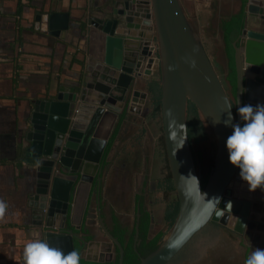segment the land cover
<instances>
[{
	"label": "water",
	"instance_id": "1",
	"mask_svg": "<svg viewBox=\"0 0 264 264\" xmlns=\"http://www.w3.org/2000/svg\"><path fill=\"white\" fill-rule=\"evenodd\" d=\"M128 1L115 2L110 14L123 17L124 26H120L118 20L104 22L103 14L96 15L97 19L84 20L89 27L83 28V38L77 44L88 57L82 81L70 87L60 86L54 99L32 102L26 161L35 166L36 181L28 202L32 226L29 234L32 239L39 238L61 248L65 254L74 250L73 238L79 239L87 247L82 256L88 262L109 261L105 254L115 245L119 250V264H122V247L104 227L102 219H99L100 225L111 244L87 243L72 230H62L67 221L75 230H80L92 183L95 178L100 182L102 153L120 113V108L110 104L122 103L133 82L141 77V70L145 67V74L150 75L152 64H158L163 140L179 207L174 223L157 249L141 258L140 264H168L210 222L237 234L244 232L251 203L238 200V191L231 190L230 185L234 182L238 183L236 188H248V185L240 179L239 169L229 163L226 140L232 134V127L225 126L223 121L228 116L227 104L234 118L232 123L241 126L244 122L238 114L239 107L264 104V29L248 30L246 18L247 14L264 21V0H246L244 26L233 43L234 102L230 101L196 29L186 17L182 0H140L135 8L130 6L135 0H131L130 5ZM137 19L140 22L135 24ZM152 24L159 54L154 63L151 55L146 56L147 51H144L151 44L152 35L142 32L150 30ZM68 26V15L48 16L51 35L65 37L70 42L73 37ZM192 61L195 67L190 66ZM135 102L132 98V103ZM188 102L196 107L214 136L211 158L204 162L208 176L203 187L200 164L196 167L187 137ZM107 114L113 115L115 120L108 134L100 136L103 139L100 140L99 125ZM216 121L220 122L214 123ZM52 145H55L54 150ZM191 176L197 178L198 187L188 180ZM200 192L205 194V202L220 197L218 207L224 209L223 213L209 216ZM228 202L231 205L226 207ZM174 240L180 243L168 247Z\"/></svg>",
	"mask_w": 264,
	"mask_h": 264
},
{
	"label": "crops",
	"instance_id": "2",
	"mask_svg": "<svg viewBox=\"0 0 264 264\" xmlns=\"http://www.w3.org/2000/svg\"><path fill=\"white\" fill-rule=\"evenodd\" d=\"M118 1L121 0H0V198L9 205L5 222H0V264H24L23 248L28 241L32 240L29 234L32 226L28 202L35 190L36 169L33 164L26 161L28 145L26 134L31 130L32 102L54 99L60 86L70 87L82 81L88 57L77 44L83 38L81 36L83 28L89 27L85 25L84 20L97 19L96 15L103 14L104 22L110 19L118 20L119 25L122 26L125 23L124 18L110 15L115 9L114 3ZM226 1L228 11L219 7L214 15L218 22L235 14L242 2V0ZM218 4L221 5V3ZM206 8L211 11L210 18L213 9L209 5ZM53 14L68 15V29L72 31V41L69 42L65 37L51 35L48 28V16ZM246 18L248 30H255V24L259 23L256 21H261L260 17L253 15L246 14ZM194 19L201 40L204 38L201 34V24L211 20L206 18L202 23L197 18ZM137 23L138 19L135 24ZM220 36L222 43V33ZM146 48L148 53L149 46ZM139 95L137 100L143 99L145 102L142 94L139 93ZM121 113L122 110L118 115L120 116ZM143 113L144 108L138 113H127L128 119L121 124L115 146H113V155L114 158L117 154L121 156L122 150L126 148L125 145H135L134 149L130 147V151H126L121 158L124 159L132 154L130 161H133L130 165L133 169L137 168L133 172L132 179L141 173L139 181L134 178V182L139 185L141 193L145 191L150 207L149 199L154 197L155 193L161 192L162 198H168L169 195H174L175 198V194L170 177L162 176L164 156L162 146L157 143L158 135L155 137V134L148 129L145 135L140 136V129L136 130L138 118ZM117 120L118 118L114 123ZM155 167L159 170L158 176L152 179ZM111 181L117 183L118 178L114 177ZM122 186L117 187L119 192L123 190ZM173 203L176 201L174 200L171 204ZM124 204L128 207L129 200L126 199ZM261 208L264 209V204ZM120 211L116 212L117 215H123L127 221L129 217H132L127 211ZM153 215L152 210L151 237L158 232H164L165 227L163 224L154 228L157 224L153 221ZM249 215H256L258 219L264 218V212L260 210L257 214L251 212ZM261 222L264 221L261 220ZM246 227L247 230L245 228L244 233L248 238L245 236L243 241L246 246L243 247L242 264L253 249H264L262 248L264 247V227L257 226L255 230L250 224ZM233 234L238 236L237 233L233 232ZM225 239L228 244L229 240ZM224 243L217 244L213 256L201 261L200 264H235L237 262L235 252L239 247L240 239L239 241L231 240L230 245H224Z\"/></svg>",
	"mask_w": 264,
	"mask_h": 264
},
{
	"label": "rangeland",
	"instance_id": "3",
	"mask_svg": "<svg viewBox=\"0 0 264 264\" xmlns=\"http://www.w3.org/2000/svg\"><path fill=\"white\" fill-rule=\"evenodd\" d=\"M182 7L183 10L185 12L186 17L188 18V20L191 22L192 26L196 29V23H195V19L197 18L198 20H200V22L203 23L204 20L209 19L211 20L210 22L207 23H203L201 24L202 26V37H204L203 39H201L203 48L211 62V64L213 65L217 75L219 76V79L230 99L231 102H234V94L230 89V86L228 84L227 81V67H226V58H225V54L223 51V46L221 43V36H220V22H218V20L216 19V17L214 15H216L215 13H217V8L222 7V9L228 11V7H227V1L226 0H182ZM218 3H221L218 4ZM211 6L212 7V14L211 17L209 18V14L211 13L209 8H206L207 6ZM216 8V9H215ZM194 19V20H193ZM217 20V21H216ZM140 21H138L139 23ZM262 25H264V22L262 23ZM207 26V28L205 27ZM255 27V26H254ZM220 31V32H219ZM139 31H136V33H138ZM143 35L144 34H149L151 33L152 37H151V42L152 46L156 47L155 53L153 54V58L154 59H158L159 58V54H158V44H157V37L153 31L152 28L149 29H145L142 31ZM140 44V43H139ZM143 45V43H142ZM145 65V63L143 64ZM145 70L146 68L144 67L140 74L141 77L137 78L135 80V82H133V86L128 90L127 95L124 98V101L122 103H118V105L120 106V110H122V113H124V117L122 118L121 124L126 121L128 119L127 117V113L128 112H140L143 108H144V113L140 116V118H138V128H136V130L140 129V136H142L143 134L145 135V133L149 130H151V132H153L155 134V137H157V143L158 145L160 144L162 146V150H163V156H164V162L162 165V176L166 177L169 176V168H168V163H167V157H166V150H165V145H164V140H163V126H162V117H161V112H157L155 110V108L159 105L158 100L160 101V99L158 98V96L161 94V88H160V71H159V65L158 64H154V66H152L151 69V73L150 75H146L145 74ZM135 74V73H134ZM139 92L141 94H143V92L146 94L145 96V102L142 104H136V103H132V98L134 96L135 92ZM143 91V92H141ZM140 107H143L142 109ZM121 113V115H122ZM119 114V113H118ZM117 114V118L118 120L116 121V123H114V125L112 126L111 130L113 131L115 128V124L118 123L120 116ZM140 114V113H139ZM119 116V117H118ZM199 119L203 125L204 131L207 135L206 139H201L200 137L197 140H192L190 142V147H191V151L193 154V158H194V162L196 167H198L199 165V169L200 171H205L206 169H204V166L202 168V165L204 164V162L207 163V160L211 158V154H212V149H213V143H214V136L211 133V131L209 130V128L207 127V125L205 124L204 120L202 119V117L200 116V114L198 113ZM116 118V119H117ZM114 127V128H113ZM121 127V125H120ZM119 127V130H120ZM119 132V131H118ZM111 133V132H110ZM117 138V137H116ZM161 138V139H160ZM109 139H107L108 142ZM116 139L114 140L115 143ZM113 143L111 150L109 151V154L107 155V161L109 163V165L107 167H105V169H103L104 174H103V187L101 185V191L102 189H104V194H105V201H109L108 199V192L113 191L111 187L115 186H122L123 192H124V199L122 201L123 206L121 207V211L120 212H124L127 211L128 214L132 215L134 210H133V195L134 194H144V196L146 195L145 191H143L142 193L140 192V188L139 185L137 183L134 182V178L136 181H139V179L141 178V173L138 174L137 176H135L132 179V175L133 172H135V169L132 168V166L130 165L131 162V156L132 154L129 156L127 155L126 157L121 158V156L123 154H126V151H130V147H132V149H134V144L131 146L129 144L125 145L126 148L125 151L124 149L122 150V155L119 156L117 154V157L114 158V148L113 146H115ZM129 149V150H127ZM197 151H202L203 152V162L198 161V156L196 154ZM120 159H117L119 158ZM116 159L117 163H116ZM113 162V164H112ZM111 165V166H110ZM136 167V164H134ZM138 165V164H137ZM141 170V168H139ZM102 171V173H103ZM158 168L155 167V169L152 172V176L151 178L153 179V177H157L158 176ZM141 172V171H140ZM207 175V172H205ZM117 177L118 178V182L113 184L114 181H111L112 178ZM150 179V180H152ZM171 179V178H169ZM124 181L123 183H121V181ZM170 182L172 183V180H170ZM147 183V182H146ZM238 183H232L230 185V189L231 190H235L238 191L239 193V197L238 200H242L244 202H250L251 203V208H250V212H255L256 214L258 213V211H263L264 209L261 208V206L264 204V190L261 189H256L254 192H249L248 188L244 187L241 188V186L239 187H235ZM147 187V185H145ZM145 187V189H146ZM248 187V186H247ZM149 188V187H147ZM161 189V188H159ZM173 192V191H171ZM120 194V193H119ZM174 196V195H173ZM173 196H170L168 198H162L161 192H157L155 193L154 197H150L149 199V203H150V207L149 210H153L154 215H153V221L155 222V224H157V226H153L154 228H158L159 226L165 224L164 227V236L167 234V232L169 231L170 227L168 222H166V214L168 212V208H170V205H172L171 203L174 202L175 198ZM242 196V197H240ZM129 200V206H125L124 202ZM108 203V202H107ZM163 203H165L166 205H164ZM170 203V205H169ZM109 204V203H108ZM121 204V205H122ZM128 204V203H127ZM148 204V201H147ZM147 206V205H146ZM153 214V213H152ZM123 216V215H122ZM96 217V216H95ZM97 218V217H96ZM264 218H260L258 219L256 217V215H248L247 217V222L246 225L248 226L249 224L252 226V229H256L257 226H261L262 228L264 227ZM131 221V217H129L128 222L130 223ZM94 222H95V218H94ZM97 224V220L95 222ZM245 225V230H247V227ZM154 232V231H153ZM152 232V233H153ZM235 233V232H234ZM229 234V235H227ZM238 236H235L233 234V231L218 225L217 223L214 222H210L208 223L204 228H202L191 240L189 243H187V245L189 244V247L182 253V259L180 260V263H176V264H200L201 261H204L205 259H209L210 256H213V254L215 253L214 251L216 250V246L217 244L222 245L223 242L224 245H230V241L231 240H236L239 241L240 239V244L238 249L235 252L236 255V261L235 264H242V259H243V247H245L246 245L243 244L244 241V237H245V233L243 232V234H237ZM226 236V237H225ZM229 236V238L227 237ZM259 237V236H258ZM227 238L229 240V243L227 244L226 239ZM107 239V238H106ZM238 239V240H237ZM184 248V247H183ZM182 248V249H183ZM264 248V247H262ZM181 249V250H182ZM180 250V251H181ZM179 251V252H180ZM112 253H113V249H112ZM198 253H201V257L198 258L197 255ZM113 254L109 253V254H105L106 258H110ZM168 264H175L172 263V261Z\"/></svg>",
	"mask_w": 264,
	"mask_h": 264
},
{
	"label": "clouds",
	"instance_id": "4",
	"mask_svg": "<svg viewBox=\"0 0 264 264\" xmlns=\"http://www.w3.org/2000/svg\"><path fill=\"white\" fill-rule=\"evenodd\" d=\"M190 66L195 67V62L192 61ZM169 70H173L171 66ZM227 109L228 116L223 123L232 127V134L226 140L229 163L239 169V177L246 182L249 192H254L258 188L264 190V104L255 106L246 104L238 108L240 119L244 122L243 126L232 123L234 118L228 104ZM188 180L194 181L198 187L196 177L191 176ZM201 195L205 202V194ZM220 199L213 197L205 202L209 216L213 213L217 215L223 213L224 209L218 207ZM229 205L231 202L225 206ZM8 207L7 202L0 198V222H5ZM179 243L180 240L171 241L168 247ZM23 260L24 264H80L81 255L76 250L65 254L61 248L50 246L46 241L36 238L24 245ZM244 264H264V249H253Z\"/></svg>",
	"mask_w": 264,
	"mask_h": 264
},
{
	"label": "trees",
	"instance_id": "5",
	"mask_svg": "<svg viewBox=\"0 0 264 264\" xmlns=\"http://www.w3.org/2000/svg\"><path fill=\"white\" fill-rule=\"evenodd\" d=\"M246 2H241L238 11L223 19L220 22V31L222 33V43H223V51L226 58V67H227V81L230 86L231 91L235 95L236 90V72H235V64H234V48L233 43L238 40V37L241 33V30L244 26L245 19V8ZM160 99V95L158 96ZM159 105L155 108L157 112H161L160 109V101L158 100ZM124 113L120 115L119 121L116 124L114 130L112 131L109 140L105 146V150L102 157V165L103 167H107L109 165L107 161V155L112 148L114 140L117 137L119 127L121 125L122 118L124 117ZM187 137L189 142L192 140H197L200 137L201 139H206L207 135L204 131L203 125L199 119L198 111L196 107L188 102L187 106ZM198 161L203 162V152L197 151ZM208 175H203L201 178V185L206 183ZM171 180V179H170ZM140 201L141 197H137ZM140 207V206H139ZM178 202L173 203L168 208V212L166 214V222H168L169 227L174 223L176 216L178 214ZM115 213V212H114ZM112 214V229L111 234L118 240L121 244L124 255H123V263L122 264H140V259L145 258L149 254H151L157 247L164 237L163 232H158L154 236H150V226H151V215L143 208L140 207L139 213V225H138V237L140 244L135 246L134 244V236H135V223L133 224V228L122 226L119 220L117 219L115 214ZM84 236L90 238L88 234L84 233ZM190 242V241H189ZM188 242V243H189ZM75 250L80 253L81 245L77 240L74 241ZM189 247V244L185 245L184 248L171 260L172 263H180L182 259V253ZM80 264H119V250L116 249L115 259L111 262L98 263V262H88L83 259L82 254ZM198 258L201 257V253H198ZM170 261V262H171ZM169 262V263H170Z\"/></svg>",
	"mask_w": 264,
	"mask_h": 264
},
{
	"label": "flooded vegetation",
	"instance_id": "6",
	"mask_svg": "<svg viewBox=\"0 0 264 264\" xmlns=\"http://www.w3.org/2000/svg\"><path fill=\"white\" fill-rule=\"evenodd\" d=\"M122 1L123 0H121V2ZM132 1H134V0H132ZM132 1L129 0L128 4L130 5V3ZM137 1L139 2L140 0H135L134 2H132V4L130 6L132 8H135L136 4H138ZM242 1L246 2V0H242ZM139 4L142 5V2ZM256 22H259V23L255 24V27H256L255 30L264 29L262 26V23H261L264 21H262V20L258 21L257 20ZM122 26H124V24ZM262 32H264V30H262ZM150 45H152V42ZM150 45H149L148 56L151 55L150 57L152 59H154L153 54L155 53L156 47L155 46L151 47ZM152 66H154V64H152ZM111 133L109 134V137H110ZM109 137H108V139H109ZM54 148H55V145H52L53 150H54ZM104 150H105V148H104ZM103 153H104V151H103ZM103 153H102V157H103ZM58 155L60 156V154H58ZM102 157L100 160V166H101V170L103 171V169H105V168L102 165ZM38 160H41V158ZM47 160H49V159H47ZM203 166H204V169H206V170L201 171V176L205 175L206 174L205 172H207L206 163L202 165V168H203ZM102 171H101V175H100V177H101L100 182L98 183V181L95 178L93 183H92V188L90 191L88 204L86 207V211L84 214V218H83V222H82L80 230H75V228L69 224V221H67L66 226L64 227L62 232H65L67 230H70V231L72 230L75 234L83 237L87 243L96 242L98 244H102V243L111 244V240L109 239L108 235L102 229L100 222H99V219H102L104 227L107 229V231L110 233V235L113 236L110 231H111L112 225H113L112 214L115 212L114 214L116 215L117 219L119 220V222L121 223L122 226L130 227L132 229L133 224L135 223V226H134V228H135L134 244H135V246H138L140 244L139 237H138L140 207H143L151 215V212L149 210V204H147V198L144 196V194H141V195L140 194H134L133 195V210H134V212L132 214L131 221L129 223L124 216L117 215V213H116L117 211H119L121 209L120 206H123L122 201L125 200L124 195H123L124 194L123 190L121 192H119L117 190V186L114 185V187H111L113 191L109 190V192H108L109 201H105V199H104L105 194L103 192L104 189H102V191H101V185L103 187V181L102 180L104 179L103 178L104 177L103 176L104 171H103V173H102ZM115 183L116 182L114 181L113 184H115ZM98 185H100L99 191H98ZM139 196L141 197L140 201L137 199V197H139ZM126 206H127V204H126ZM94 218H95V222L97 220V224L94 222ZM150 229H151V226H150ZM84 233L88 234L90 238L85 237ZM75 240H77L79 242V244L81 245L80 253L82 254V251H85L87 249V247L84 246V244L82 243L81 240L75 239V238H73V245H74ZM112 249H113V253H112V251H110L109 253H111L113 255L110 258H107V259H109V261H107V262H111L115 259L116 249H118V248L115 245H113L111 247V250ZM74 250H75V245H74ZM123 255H124V252H123Z\"/></svg>",
	"mask_w": 264,
	"mask_h": 264
},
{
	"label": "bare ground",
	"instance_id": "7",
	"mask_svg": "<svg viewBox=\"0 0 264 264\" xmlns=\"http://www.w3.org/2000/svg\"><path fill=\"white\" fill-rule=\"evenodd\" d=\"M181 4H182V3H181ZM184 13H185V12H184ZM189 22H190V21H189ZM190 24H191V22H190ZM191 25H192V24H191ZM192 27H193V26H192ZM152 29H153V31H154V33H155V35H156V29H155V26H153V24H152ZM197 33H198V32H197ZM144 51L146 52L147 49L144 50ZM146 56H148V53H147V52H146ZM212 66H213V65H212ZM136 93H138V94H135V95H134L133 100L136 101V102H137V101L140 102V104L143 103V99H142V100H137V97H139L140 95H139V92L136 91ZM142 98H145V97H143V95H142ZM136 102H135V103H136ZM109 104H110V102H109ZM110 105H112L113 107L119 108L117 102H112ZM114 120H115V117H114L113 115H109V114H107L106 117L102 119V121L100 122V125H99V130H98V136H99L98 138H99L100 140H103V139L100 138V136L105 137V136L108 134L109 129H110L112 123L114 122Z\"/></svg>",
	"mask_w": 264,
	"mask_h": 264
}]
</instances>
